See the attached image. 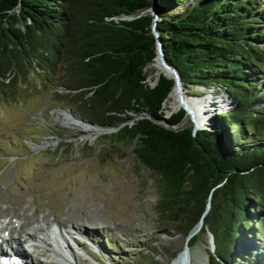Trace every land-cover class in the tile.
Returning <instances> with one entry per match:
<instances>
[{
    "label": "trees",
    "instance_id": "trees-1",
    "mask_svg": "<svg viewBox=\"0 0 264 264\" xmlns=\"http://www.w3.org/2000/svg\"><path fill=\"white\" fill-rule=\"evenodd\" d=\"M153 23L188 94L235 99L213 127L193 133L183 108L164 112L175 81L149 84ZM263 69L264 0H0V92L29 72L63 86L78 115L114 129L103 149L130 147L155 175L163 218L185 237L203 218L188 246L209 231L208 264H264Z\"/></svg>",
    "mask_w": 264,
    "mask_h": 264
},
{
    "label": "rangeland",
    "instance_id": "rangeland-1",
    "mask_svg": "<svg viewBox=\"0 0 264 264\" xmlns=\"http://www.w3.org/2000/svg\"><path fill=\"white\" fill-rule=\"evenodd\" d=\"M155 63L147 66L151 85L163 73ZM28 74L18 76L14 87L0 92V225L10 221L15 235L26 221L31 224L24 228L32 232L36 226L58 221L72 235L71 226H77L81 234L85 232V240L103 252L95 253L79 242L86 248L82 257L77 254L81 264H174L187 236L158 213L155 175L135 161L130 147L115 153L103 149L100 136L104 132L75 119L73 114L81 116L67 101L63 86L43 82L41 74ZM62 76V72L53 75ZM192 89L204 94L189 95L183 88V96L196 97L205 107L204 114L209 115L205 127L214 126L211 117L216 109L235 103L222 89ZM174 94L170 101H177ZM169 95L163 104L167 116L182 108L172 109ZM210 96L213 100L208 104ZM227 99L232 101L223 107ZM188 123L193 125L186 114L179 126ZM210 238L206 230L188 246L192 264L203 260L208 264V251L213 250ZM66 239L70 248L76 247L70 237ZM29 256L49 264L39 249Z\"/></svg>",
    "mask_w": 264,
    "mask_h": 264
},
{
    "label": "bare ground",
    "instance_id": "bare-ground-1",
    "mask_svg": "<svg viewBox=\"0 0 264 264\" xmlns=\"http://www.w3.org/2000/svg\"><path fill=\"white\" fill-rule=\"evenodd\" d=\"M154 66L156 67V69H160L159 72H163L165 73L166 70L161 66L159 65L158 63H155ZM175 91L171 92L170 95H169V99L172 97L175 96ZM177 93V92H176ZM186 99L188 100L189 104L191 106H194L197 108V112L200 113V109L197 107L198 105H200L199 101L200 100H195V99H191L188 95H185ZM196 98V97H194ZM168 99V100H169ZM191 99V100H190ZM213 100V98L210 96L207 100H206V103L210 104L209 100ZM178 101V100H177ZM170 101L169 102V105L172 109H176V108H181L182 106L180 105L179 101ZM193 101V102H192ZM198 101V102H197ZM197 102V105L196 103ZM201 108V107H200ZM75 118V117H73ZM76 120H78L79 122H81L79 119L75 118ZM82 124L86 125V126H89L83 122H81ZM90 127V126H89ZM92 127V126H91ZM93 128H97V127H93ZM98 130L102 131L100 128H97ZM95 131V130H94ZM11 211V210H10ZM3 212V211H2ZM0 212V213H2ZM9 212V211H8ZM14 213V215L16 216L17 213L16 211H12ZM11 212V213H12ZM10 213V212H9ZM1 215V214H0ZM11 215V214H10ZM2 217V216H0ZM14 217V216H13ZM25 218V217H24ZM33 221V220H32ZM31 223L29 222L27 224V221L26 223L24 222L22 225L19 226L20 228V233L17 232V235L14 234V232L16 231V228L13 226V224L11 225V222L9 221L5 226L3 225H0V233H5L7 231L8 234L10 235V238L8 241H6V243H2L0 242V255L4 254V253H7V255H10V256H18L20 258L21 261H24V263H29L31 262L32 264H41L40 261H33V258L31 256H29L30 254H28L25 249L23 248L22 246V239L23 237H27V236H30V237H33L37 242L38 244H41L42 247L44 248V251H46L48 253V256L46 257L47 261L49 262V264H66L69 263V264H81L80 263V260L77 258V254L80 255L83 253V249L80 245L79 242H83L86 244L87 247H90L92 248V250L96 253V252H102V251H99L101 250V248L97 245H93L88 238V240L91 242V243H88L85 239V232H83V234L80 233V228H77V226H74V228H72L71 226V230H72V235H70V232L64 228V227H61L60 224L58 223V221H53V222H50V223H46L45 226H36L35 228H32L34 229L33 232H28L24 227L25 226H29ZM54 226L55 227V231L52 232L53 233V237L55 238V245H56V248L54 246H51L49 243L46 242V240L42 239L38 234H47V232L50 233L51 231V227ZM31 229V230H32ZM67 230V232H66ZM70 237L71 241L74 243V245L76 247L74 248H70L68 245H66V243L68 242L66 237ZM76 237V238H75ZM0 239L1 241H5L6 239L1 237L0 236ZM79 239V240H78ZM66 242V243H65ZM72 247V246H71ZM85 247V246H84ZM62 249L64 248L66 250V253L69 255V260L66 259V256L59 250V249ZM82 250V251H81ZM42 251V250H41ZM86 253V252H85ZM103 253V252H102ZM181 254V253H180ZM86 257L85 254H83ZM89 255V254H88ZM184 254H181L179 257L176 258L174 264H192L191 262V258H190V255L188 254L187 258H186V261L185 263H181V257L183 256ZM82 257V255H80ZM90 257L92 258V256L90 255ZM199 264H206V261L203 260L201 263Z\"/></svg>",
    "mask_w": 264,
    "mask_h": 264
},
{
    "label": "water",
    "instance_id": "water-1",
    "mask_svg": "<svg viewBox=\"0 0 264 264\" xmlns=\"http://www.w3.org/2000/svg\"><path fill=\"white\" fill-rule=\"evenodd\" d=\"M154 25H155V23H153V32H154L155 36L157 37V55H156L154 60L166 70V72L163 73V74H165L167 76H172L174 78L175 86H174V88L172 90L177 92V100L181 104L182 108L185 110L186 114H188L190 116V118L192 119V121H193V133H194L197 129L203 127L204 125H208L209 124L208 123L209 115L206 116L204 114V111L206 110L204 106H200V105L197 106L200 109V113H199V112H197V108L194 107V106H191L189 104L188 100L186 98H184L183 93H182L183 92V88H182V83H181V80H180V76H179L178 72L166 62V60H165V58L163 56L162 48H161V41H160V39L158 37V34H157L156 30H154ZM233 101H235V100H233ZM214 108H212V109L214 110ZM62 110L66 111V109H62ZM216 110H218V109H216ZM71 114H73V113H71ZM73 115L77 119H79L80 121L84 122L85 124L94 125L96 127H99V126H97L95 124H92L91 122H89V121H87V120H85V119H83V118H81V117H79V116H77L75 114H73ZM199 118L201 119V122H199ZM100 129L102 130V132H109V131L114 130L113 128H101V127H100ZM209 205L210 204L208 202L207 206H206V209L204 211V214L207 212V210L209 208ZM202 224H203V218H200L198 224L187 235V237H186L187 239H186V242H185L184 249H183L182 252H180L181 254H184L181 257V263H185L186 258H187L188 254H189L188 253V242H189L190 238L201 229ZM210 237H211L210 238V242L213 245V237H212L211 233H210ZM180 253H179V255H180ZM179 255H178V257H179Z\"/></svg>",
    "mask_w": 264,
    "mask_h": 264
}]
</instances>
